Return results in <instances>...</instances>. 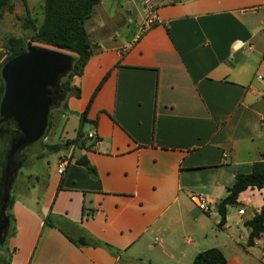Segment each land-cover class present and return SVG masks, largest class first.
Wrapping results in <instances>:
<instances>
[{
    "label": "crops",
    "instance_id": "obj_1",
    "mask_svg": "<svg viewBox=\"0 0 264 264\" xmlns=\"http://www.w3.org/2000/svg\"><path fill=\"white\" fill-rule=\"evenodd\" d=\"M124 1L132 3L92 8L93 51L70 79L79 94L50 109L34 153L37 161L55 154L45 177L18 169L13 177L9 264H190L211 246L224 264H264V233L247 245L245 224L264 188L241 190L222 224L216 209L235 174L264 154V0H154L160 20L137 36L143 0V15L115 29L122 18L109 9ZM100 80L82 124L83 134L95 133L79 152L86 163L73 158L58 173ZM192 192L204 194L208 210L189 200Z\"/></svg>",
    "mask_w": 264,
    "mask_h": 264
},
{
    "label": "trees",
    "instance_id": "obj_2",
    "mask_svg": "<svg viewBox=\"0 0 264 264\" xmlns=\"http://www.w3.org/2000/svg\"><path fill=\"white\" fill-rule=\"evenodd\" d=\"M24 5L26 16L23 20V26H30L34 32L29 38L32 41H40L45 44L70 50L75 53L73 55V61L71 68L59 79L60 89L64 92L65 96L73 93L78 96V86H73L70 83V79L74 74H80L84 63L88 56L93 51V42L85 28V20L90 15L93 6L99 2V0H42L41 4V19L38 25L35 24V19L28 13L25 0H21ZM11 8L10 0H0V18L4 9ZM6 44V54L0 61V65L4 60L11 57L14 54L22 52L25 49V43L19 37H9ZM99 83L95 86L92 93L90 94L88 101L84 109L79 113L78 126L76 128L75 136L71 142L77 143L80 141L84 144V134L82 133V124L86 119L87 106L96 90ZM3 89V82L0 77V96ZM61 106L65 107V97L61 102ZM7 121H0V127H6ZM51 126V120L48 114V122L44 134L49 130ZM0 137V141H1ZM68 139L64 140V143H69ZM44 148L48 150L58 149V143H43ZM81 145V146H82ZM38 153L37 156H40ZM248 186H256L264 188V154L261 159L254 161L251 165V169L248 172H238L234 176V180L231 185L225 187L226 194L222 197L220 202L217 203L216 209L219 215V224L224 222L225 204L232 203L236 200L237 194ZM12 196H9L8 204L5 212L9 217V235L14 232L12 215L8 211L11 206ZM264 192L262 195V205L258 212L254 213L253 216L245 221V224L249 227L246 244L252 245L254 239L260 234L264 233ZM45 223L51 224L47 219ZM67 237L76 244H83L84 240L82 237L72 238ZM5 242V241H4ZM0 245V264H9L11 249H9L6 243ZM225 257L219 248L215 246L207 247L194 254L190 264H224Z\"/></svg>",
    "mask_w": 264,
    "mask_h": 264
},
{
    "label": "water",
    "instance_id": "obj_3",
    "mask_svg": "<svg viewBox=\"0 0 264 264\" xmlns=\"http://www.w3.org/2000/svg\"><path fill=\"white\" fill-rule=\"evenodd\" d=\"M73 54L63 48L32 43L29 38L22 52L12 55L0 65L3 89L0 96V245L9 233V218L5 212L11 182L20 163H15L16 152L41 139L48 114L58 91L63 98L59 79L70 70ZM82 143L72 150L76 164H85L84 154H79Z\"/></svg>",
    "mask_w": 264,
    "mask_h": 264
},
{
    "label": "rangeland",
    "instance_id": "obj_4",
    "mask_svg": "<svg viewBox=\"0 0 264 264\" xmlns=\"http://www.w3.org/2000/svg\"><path fill=\"white\" fill-rule=\"evenodd\" d=\"M10 2H11V8L10 9L5 8L2 11V16L0 18V61L3 59V57L6 54L7 51L6 44L8 42L7 40L9 37H19L25 43L29 39L30 35L34 32V30L30 26L27 27L23 26V20L26 16V13H25L24 5L21 2V0H10ZM25 3L28 8L29 15L35 19V24L38 25L41 19L42 0H25ZM111 6L112 7L109 9V12H112V9L116 8L117 10H119V14H117V17L119 18V20H121L122 18V21H119L115 26V29L119 32L125 29V23L129 21V20L127 21L126 18L128 17L131 18L130 20H133L132 21L133 23L136 20V18H138L139 14L143 15V13L140 11L137 0H132V3L128 1L127 2L124 1L122 3V6H117L114 3H112ZM92 19L93 16L89 15L87 18V24L85 21V26L87 30H90L93 27V25L89 24V21ZM92 37L98 39L102 43H105L106 41L105 40L106 35H92ZM32 43L39 45H48L40 41H32ZM63 50L75 55V53L70 50L67 49H63ZM58 105L60 108L61 104L59 103ZM55 107L56 106L54 105L51 107V109ZM40 141L41 140L37 142H33L28 147H26L25 152L27 153V156L25 157V159L20 161V166L18 167L19 174L30 170L31 171L34 170L39 177H45V172L47 168L46 160H49V164L52 163L51 160L55 156V154L53 152H48L46 153V155H44V158L42 160L37 161L34 156V153L39 148ZM11 193L12 195L17 193L14 186L11 189ZM260 248L261 246L253 247L255 251L260 250ZM263 249L264 248L262 247L261 253H263Z\"/></svg>",
    "mask_w": 264,
    "mask_h": 264
},
{
    "label": "built area",
    "instance_id": "obj_5",
    "mask_svg": "<svg viewBox=\"0 0 264 264\" xmlns=\"http://www.w3.org/2000/svg\"><path fill=\"white\" fill-rule=\"evenodd\" d=\"M142 6L145 11V15L143 20L141 21L139 27H138V33L145 30L147 27H149L152 23L158 22L160 20V17L155 9L154 0H143ZM135 36V37H136ZM260 77V75H257ZM84 136L88 138L95 137L94 131H89L84 134ZM73 159L70 153H67L65 155H62L58 158L56 161V171L58 173L63 172L65 166ZM188 198L190 201H192L200 210L206 211L209 208V201L206 199L203 193L201 192H192L188 195ZM264 255V249L263 253Z\"/></svg>",
    "mask_w": 264,
    "mask_h": 264
},
{
    "label": "flooded vegetation",
    "instance_id": "obj_6",
    "mask_svg": "<svg viewBox=\"0 0 264 264\" xmlns=\"http://www.w3.org/2000/svg\"><path fill=\"white\" fill-rule=\"evenodd\" d=\"M62 99L63 98H60L59 97V93L57 91L54 94V102H53V105L52 106H54V105L57 106L61 102ZM39 140H37V141H39ZM37 141H35V142H37ZM26 147H28V146H24L22 149H20L19 151L16 152V156H15V163L16 164L20 163V161H22L23 159H25V157L27 156V153L25 152L26 151ZM0 171H1V162H0ZM0 204H1V202H0ZM1 223H2V215L0 213V224Z\"/></svg>",
    "mask_w": 264,
    "mask_h": 264
}]
</instances>
